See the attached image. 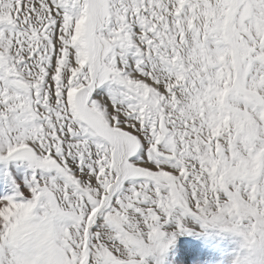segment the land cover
I'll use <instances>...</instances> for the list:
<instances>
[{
  "label": "snow or ice",
  "instance_id": "6c2138e0",
  "mask_svg": "<svg viewBox=\"0 0 264 264\" xmlns=\"http://www.w3.org/2000/svg\"><path fill=\"white\" fill-rule=\"evenodd\" d=\"M9 163L0 264L264 227V0H0Z\"/></svg>",
  "mask_w": 264,
  "mask_h": 264
},
{
  "label": "rangeland",
  "instance_id": "374dc122",
  "mask_svg": "<svg viewBox=\"0 0 264 264\" xmlns=\"http://www.w3.org/2000/svg\"><path fill=\"white\" fill-rule=\"evenodd\" d=\"M23 181L30 170L23 163L0 164V197L13 193L7 173ZM10 179V177L8 178ZM239 236L216 226L197 225L180 232L162 254L149 255L146 264H233Z\"/></svg>",
  "mask_w": 264,
  "mask_h": 264
},
{
  "label": "clouds",
  "instance_id": "9594fccd",
  "mask_svg": "<svg viewBox=\"0 0 264 264\" xmlns=\"http://www.w3.org/2000/svg\"><path fill=\"white\" fill-rule=\"evenodd\" d=\"M234 234L240 239L237 241V254L233 264H264V227H258L252 231L242 228ZM145 251L147 255L138 254L133 257L137 264H142V262L146 264L145 258L147 256L159 254L151 241L146 244ZM124 258L128 259V256L126 255Z\"/></svg>",
  "mask_w": 264,
  "mask_h": 264
}]
</instances>
